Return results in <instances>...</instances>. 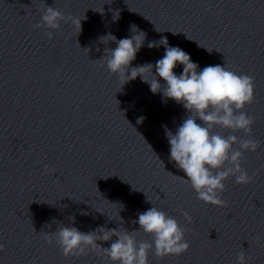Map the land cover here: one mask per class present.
Instances as JSON below:
<instances>
[{
	"label": "clouds",
	"instance_id": "obj_1",
	"mask_svg": "<svg viewBox=\"0 0 264 264\" xmlns=\"http://www.w3.org/2000/svg\"><path fill=\"white\" fill-rule=\"evenodd\" d=\"M118 19L119 12L113 16L114 21ZM62 21L65 24L71 21L81 31V19L65 16L55 7H46L41 22L35 27L59 30ZM130 32V38L119 40L111 33L101 37L102 43L115 42L117 47L106 48L105 55L99 61L106 63L107 70L118 77L122 87L140 77L150 86L153 94L162 93L165 101L174 100L187 110L189 115L174 133L164 126L170 144V160L185 173V182L191 185L200 201L225 207L226 201L221 195L225 191L226 180L235 177L236 184L247 185L254 179L241 166L245 152H255L261 146L252 135L254 117L244 111L246 105L254 101V77L238 74L226 64L209 65L198 70V64L192 62L188 53L179 47L169 46L167 38L163 36L147 44L149 49L165 48L163 57L155 65L146 63L131 67L147 34L135 24L130 26ZM45 34L52 38L51 31ZM177 65L183 66L179 75L174 72ZM161 79L164 84L160 83ZM143 119L141 117L138 122ZM217 127L231 130L233 134L224 136L222 132L215 131ZM236 132H243L247 138L235 135ZM147 201L151 203L148 198ZM137 215L138 220L133 223L139 224L138 230L129 231L123 223L113 229L100 226L87 233L76 227L60 226L54 233L48 234V242L51 243L54 237L65 257L87 255L89 250H102L110 264H149V253L153 249L157 258L179 256L189 250L190 245L185 239L186 229L167 212L152 206ZM183 216L191 223L189 213L184 212ZM119 218L122 220L120 215ZM69 219L75 222L74 216ZM141 231L151 237L150 242L138 241L137 234ZM113 237L116 239L110 247L102 248L97 243L112 241ZM2 251L4 245L0 244ZM237 264H247L244 252L238 254Z\"/></svg>",
	"mask_w": 264,
	"mask_h": 264
}]
</instances>
